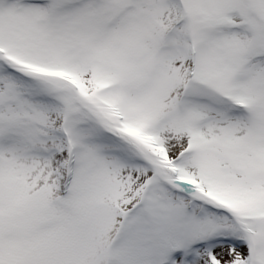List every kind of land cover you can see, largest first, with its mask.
I'll use <instances>...</instances> for the list:
<instances>
[{"label":"snow or ice","instance_id":"6c2138e0","mask_svg":"<svg viewBox=\"0 0 264 264\" xmlns=\"http://www.w3.org/2000/svg\"><path fill=\"white\" fill-rule=\"evenodd\" d=\"M0 264H264V0H0Z\"/></svg>","mask_w":264,"mask_h":264}]
</instances>
